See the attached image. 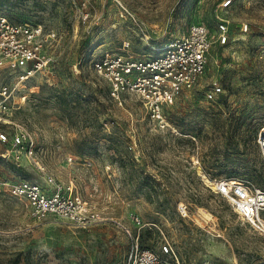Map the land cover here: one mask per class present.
I'll use <instances>...</instances> for the list:
<instances>
[{
  "label": "rangeland",
  "instance_id": "1",
  "mask_svg": "<svg viewBox=\"0 0 264 264\" xmlns=\"http://www.w3.org/2000/svg\"><path fill=\"white\" fill-rule=\"evenodd\" d=\"M221 1L0 0L11 22L42 27L40 48L51 57L22 82L0 74L13 88L8 122L0 120L8 134L0 178L70 186L102 217L86 228L36 220L25 200L0 191V264H134L135 244L162 264H264V233L213 190L220 179L264 189V0L219 10ZM217 15L230 39L213 45L199 85L166 109L167 130L135 95L114 99L92 69L105 53L155 54L195 22L215 29ZM211 79L223 89L215 100L204 96ZM13 123L28 131L32 153L11 144Z\"/></svg>",
  "mask_w": 264,
  "mask_h": 264
},
{
  "label": "built area",
  "instance_id": "2",
  "mask_svg": "<svg viewBox=\"0 0 264 264\" xmlns=\"http://www.w3.org/2000/svg\"><path fill=\"white\" fill-rule=\"evenodd\" d=\"M231 2L222 0L219 10L228 8ZM241 28L246 30L247 25ZM42 34L39 25L11 22L0 12V74L13 75L17 82H22L46 67L51 57L40 48ZM49 36L54 37L55 33ZM229 39L228 20L217 15L215 29L201 22L192 23L186 32L174 35L155 54L133 59L105 53L93 58L91 66L106 81L114 99L121 100L124 93L135 95L149 120L159 129L167 130L170 123L166 109L174 104L180 93L199 85L213 45L225 44ZM12 91L13 88L0 80V120L4 122H8L6 113ZM222 91L220 83L211 79L204 89V96L215 100ZM13 124L11 144L25 153H32L33 143L28 131L18 123ZM0 140H8L7 132L0 131ZM257 143L264 162V130L259 131ZM19 149H14L15 159L20 158ZM11 176L10 179L0 178V191L25 200L29 215L36 220L53 215L75 227L86 228L102 219L99 211L89 206L78 193H72L70 186L67 189L60 184L54 191H47L17 173ZM49 180L53 181V178ZM213 190L227 198L243 221L264 233V189L250 180L220 179ZM162 248L166 252L169 250L166 244ZM133 252L134 264H162L149 248L138 249L135 244L131 255Z\"/></svg>",
  "mask_w": 264,
  "mask_h": 264
},
{
  "label": "bare ground",
  "instance_id": "3",
  "mask_svg": "<svg viewBox=\"0 0 264 264\" xmlns=\"http://www.w3.org/2000/svg\"><path fill=\"white\" fill-rule=\"evenodd\" d=\"M261 130L262 131L264 130V126H262ZM203 177H204L205 181L208 182L209 184H211V185L214 184V182H211L206 176L203 175Z\"/></svg>",
  "mask_w": 264,
  "mask_h": 264
}]
</instances>
